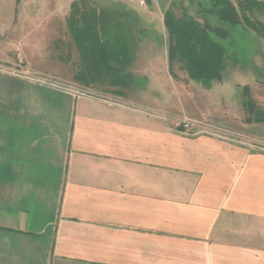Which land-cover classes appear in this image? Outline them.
I'll list each match as a JSON object with an SVG mask.
<instances>
[{
	"label": "crops",
	"instance_id": "obj_1",
	"mask_svg": "<svg viewBox=\"0 0 264 264\" xmlns=\"http://www.w3.org/2000/svg\"><path fill=\"white\" fill-rule=\"evenodd\" d=\"M33 4L19 13L41 25L26 54L42 63L0 64V264H264V142L178 129L153 38L131 35L125 95L95 92L106 84L85 74L70 4L61 18Z\"/></svg>",
	"mask_w": 264,
	"mask_h": 264
},
{
	"label": "rangeland",
	"instance_id": "obj_2",
	"mask_svg": "<svg viewBox=\"0 0 264 264\" xmlns=\"http://www.w3.org/2000/svg\"><path fill=\"white\" fill-rule=\"evenodd\" d=\"M73 1L85 2L92 8L115 15L123 22L126 18L130 19L134 38L141 35L142 38H153L158 49L168 45V35L164 25V15L167 10H172L177 18L189 15L201 23L204 22L203 17L199 15V11L203 10L201 4L203 0H192V2L190 0H148L146 7L125 0H0V64L14 63L16 69L23 70L25 66L33 67L42 63V56L26 54L30 51L28 49L36 48L38 43H43L45 39L39 38L44 33L38 29L41 25L23 22L21 16L23 13H19L22 5L35 3L28 8L32 15H36L37 10L40 12L38 16L55 18L65 15V12L62 13L63 7H67V4L71 7ZM258 1L264 3V0ZM232 2L239 8V3L245 4L246 0H232ZM16 3L19 6L16 8V14L20 16L17 19H15ZM37 3H40V6H36ZM257 18L264 23V11L257 13ZM54 26L57 25H49L51 28ZM223 27L230 29L231 35L219 41L226 51L222 81H213L203 86L191 80L179 63L174 62L173 73L169 71L173 83L157 84L156 95H159V90L167 94L169 93L167 90L171 89V95L178 100L181 97L182 103L179 100V104L177 101L173 104L174 107L181 108L179 111L182 115L176 121L177 124L186 119L199 120L206 122L208 125H202L207 128L215 126L219 129L245 133L253 144H256L255 141L264 142V123H247L248 114L244 107L245 91L246 97L255 104V111L264 112V38L249 29H244L241 24L231 27L224 24ZM51 50L56 57L66 59L67 52L61 51L60 42H55ZM95 92L120 98L125 95L126 90L105 85Z\"/></svg>",
	"mask_w": 264,
	"mask_h": 264
},
{
	"label": "trees",
	"instance_id": "obj_3",
	"mask_svg": "<svg viewBox=\"0 0 264 264\" xmlns=\"http://www.w3.org/2000/svg\"><path fill=\"white\" fill-rule=\"evenodd\" d=\"M201 4L203 10L199 15L203 17V23L189 15L177 18L172 10H167L164 25L168 35L170 72L173 73L172 65L177 62L191 80L207 86L213 81L221 82L223 78L226 51L219 41L231 35L230 29L223 25L241 24L244 29L264 38V23L257 18V13L264 11V3L246 0L245 4L239 3V8L232 0H203ZM124 20L85 2H74L67 27L87 78L126 90L133 82L127 70L133 37L130 19ZM246 96L244 91L246 122L264 123V112L255 111V104ZM178 129L182 131V128Z\"/></svg>",
	"mask_w": 264,
	"mask_h": 264
},
{
	"label": "built area",
	"instance_id": "obj_4",
	"mask_svg": "<svg viewBox=\"0 0 264 264\" xmlns=\"http://www.w3.org/2000/svg\"><path fill=\"white\" fill-rule=\"evenodd\" d=\"M125 1L129 3H136L141 7H146L148 4V0H125ZM177 128H182V132L184 133L202 134L205 133L206 131H209L220 138L228 137L227 135H223L217 130L215 131L212 130L211 127L210 128L204 127L202 124L195 121L184 120L183 122L178 124Z\"/></svg>",
	"mask_w": 264,
	"mask_h": 264
}]
</instances>
